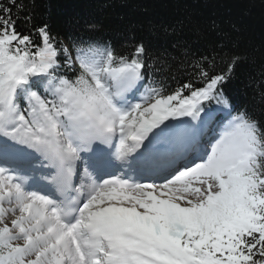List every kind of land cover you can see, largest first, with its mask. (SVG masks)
Instances as JSON below:
<instances>
[{"label":"snow or ice","instance_id":"obj_1","mask_svg":"<svg viewBox=\"0 0 264 264\" xmlns=\"http://www.w3.org/2000/svg\"><path fill=\"white\" fill-rule=\"evenodd\" d=\"M0 4V264H264V125L228 70L166 93L143 44L39 43ZM72 73L69 76L67 73ZM212 104L216 112H206Z\"/></svg>","mask_w":264,"mask_h":264},{"label":"trees","instance_id":"obj_2","mask_svg":"<svg viewBox=\"0 0 264 264\" xmlns=\"http://www.w3.org/2000/svg\"><path fill=\"white\" fill-rule=\"evenodd\" d=\"M9 5V0H0ZM16 28L39 43L47 27L58 41L110 44L118 55L145 48L146 81L171 93L200 87L194 65L224 73L239 57L225 85L238 111L264 125V0H16ZM71 76L72 73H67ZM212 104L206 112H216Z\"/></svg>","mask_w":264,"mask_h":264}]
</instances>
